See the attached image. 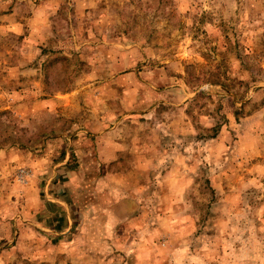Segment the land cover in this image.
<instances>
[{
	"label": "rangeland",
	"instance_id": "rangeland-1",
	"mask_svg": "<svg viewBox=\"0 0 264 264\" xmlns=\"http://www.w3.org/2000/svg\"><path fill=\"white\" fill-rule=\"evenodd\" d=\"M0 219V264H264V0H0Z\"/></svg>",
	"mask_w": 264,
	"mask_h": 264
},
{
	"label": "crops",
	"instance_id": "crops-1",
	"mask_svg": "<svg viewBox=\"0 0 264 264\" xmlns=\"http://www.w3.org/2000/svg\"><path fill=\"white\" fill-rule=\"evenodd\" d=\"M4 151H5V152H4V154H5L4 156H8L9 153L13 152L12 150H9V149H8V150L6 149V150H4ZM11 154H12V153H11ZM13 154H14V153H13ZM35 172H36V171H35ZM0 220H1V219H0Z\"/></svg>",
	"mask_w": 264,
	"mask_h": 264
},
{
	"label": "trees",
	"instance_id": "trees-1",
	"mask_svg": "<svg viewBox=\"0 0 264 264\" xmlns=\"http://www.w3.org/2000/svg\"><path fill=\"white\" fill-rule=\"evenodd\" d=\"M214 82H218V81H214ZM224 84H225V83H224ZM218 129H219V126H217V127L215 128L216 131H218Z\"/></svg>",
	"mask_w": 264,
	"mask_h": 264
},
{
	"label": "built area",
	"instance_id": "built-area-1",
	"mask_svg": "<svg viewBox=\"0 0 264 264\" xmlns=\"http://www.w3.org/2000/svg\"><path fill=\"white\" fill-rule=\"evenodd\" d=\"M24 172H22V175H23Z\"/></svg>",
	"mask_w": 264,
	"mask_h": 264
}]
</instances>
